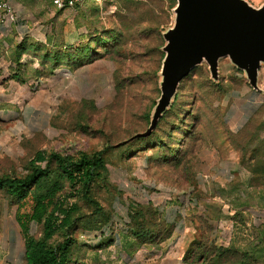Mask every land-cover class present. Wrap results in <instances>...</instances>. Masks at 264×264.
Here are the masks:
<instances>
[{
	"label": "rangeland",
	"instance_id": "rangeland-1",
	"mask_svg": "<svg viewBox=\"0 0 264 264\" xmlns=\"http://www.w3.org/2000/svg\"><path fill=\"white\" fill-rule=\"evenodd\" d=\"M4 1L26 22L28 35L9 50L0 47V83L12 79L31 95L16 102L15 117L0 121V175H24L37 150H103L106 166L92 188L103 211L125 216L128 207L135 215L140 192L150 183L202 194L207 248L215 245L220 228L210 200L222 187L247 189L251 206L264 208V65L258 78L263 101L239 132L232 129L238 117L248 115L242 112L252 88L244 73L222 58L217 81L205 62L180 81L154 133L141 140L135 135L147 129L160 96L162 33L173 25L176 0H72L63 7L53 0ZM247 1L255 7L264 3ZM80 203L89 214L90 207ZM3 205L16 204L0 190ZM236 220L252 228L244 214ZM258 231L254 239L235 238L241 245L237 259L244 264H264ZM33 233L39 236V226Z\"/></svg>",
	"mask_w": 264,
	"mask_h": 264
},
{
	"label": "crops",
	"instance_id": "crops-1",
	"mask_svg": "<svg viewBox=\"0 0 264 264\" xmlns=\"http://www.w3.org/2000/svg\"><path fill=\"white\" fill-rule=\"evenodd\" d=\"M26 35V22L17 18L14 23L0 26V47L9 50L13 42ZM30 93L25 88L16 87L12 79H8L5 85L0 83V103L4 104L0 108V121L15 117L16 102L25 103ZM249 95L243 108L245 112H242L248 115L238 117L232 129L235 133L242 129V124L263 101V95L256 90H250ZM221 175L228 181L232 179L227 169H222ZM200 179L203 183V178ZM238 188L222 187L215 193V199L210 200L217 210L218 218L214 221L220 226L214 244L235 252L241 249L235 238H257L256 229L264 237V231H261L264 208L255 210L258 208L251 206V193ZM202 200H205L202 194L199 196L175 185L150 183L140 192L141 207L134 209L135 218L144 226L141 232L130 224L133 209L126 207L128 213L125 216L109 212L103 223L86 228L81 226L74 233L77 249L70 264H202L190 261L196 242L204 235L200 216L205 212ZM15 210L16 205L0 207V264H25L24 237L15 219ZM148 211L153 212L155 218L150 217ZM240 214L246 216V224L251 225V229L240 226L236 220ZM225 231H228L227 235Z\"/></svg>",
	"mask_w": 264,
	"mask_h": 264
},
{
	"label": "trees",
	"instance_id": "trees-1",
	"mask_svg": "<svg viewBox=\"0 0 264 264\" xmlns=\"http://www.w3.org/2000/svg\"><path fill=\"white\" fill-rule=\"evenodd\" d=\"M154 130L147 137L135 138L146 140ZM105 166L103 150L68 154L37 150L27 161L24 175H0V190L16 204L15 219L24 237L25 264H70L77 249L74 233L81 226L91 227L108 218L92 196L93 185ZM81 201L90 207L89 214L84 212ZM134 213L133 226L141 232L143 223ZM148 213L155 218L153 212ZM34 226H39L38 237L33 233ZM203 237L195 244L191 263H245L230 249L213 244L207 248Z\"/></svg>",
	"mask_w": 264,
	"mask_h": 264
},
{
	"label": "water",
	"instance_id": "water-1",
	"mask_svg": "<svg viewBox=\"0 0 264 264\" xmlns=\"http://www.w3.org/2000/svg\"><path fill=\"white\" fill-rule=\"evenodd\" d=\"M173 25L163 31L164 56L160 68V96L147 129V137L170 108L180 81L205 62L210 76L218 80L219 61L228 58L246 77L248 85L261 91L259 71L264 65V3L247 0H176Z\"/></svg>",
	"mask_w": 264,
	"mask_h": 264
},
{
	"label": "built area",
	"instance_id": "built-area-1",
	"mask_svg": "<svg viewBox=\"0 0 264 264\" xmlns=\"http://www.w3.org/2000/svg\"><path fill=\"white\" fill-rule=\"evenodd\" d=\"M53 3L58 7H63L66 4L72 5V0L67 3L63 2V0H53ZM17 20V13L13 6L4 0H0V26H6L8 24L14 23Z\"/></svg>",
	"mask_w": 264,
	"mask_h": 264
}]
</instances>
